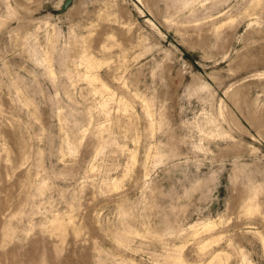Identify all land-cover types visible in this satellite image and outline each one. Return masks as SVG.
<instances>
[{"label": "rangeland", "instance_id": "1", "mask_svg": "<svg viewBox=\"0 0 264 264\" xmlns=\"http://www.w3.org/2000/svg\"><path fill=\"white\" fill-rule=\"evenodd\" d=\"M0 264H264V0H0Z\"/></svg>", "mask_w": 264, "mask_h": 264}]
</instances>
